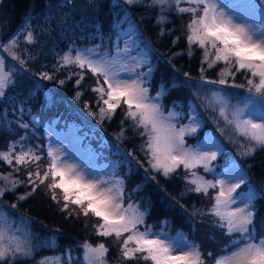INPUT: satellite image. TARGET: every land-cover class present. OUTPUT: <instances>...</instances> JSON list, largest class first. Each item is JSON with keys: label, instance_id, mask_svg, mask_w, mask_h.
<instances>
[{"label": "snow or ice", "instance_id": "obj_1", "mask_svg": "<svg viewBox=\"0 0 264 264\" xmlns=\"http://www.w3.org/2000/svg\"><path fill=\"white\" fill-rule=\"evenodd\" d=\"M128 6L141 5L145 8L158 10L157 24L168 22V14L175 12L188 15L190 18L185 25L184 39L187 42V54H193V48L202 50L201 79L207 84L224 85L236 89H243L247 93L243 103L232 104L231 93L216 89L210 90L211 95L205 97L203 103L206 108L216 113L217 123L221 121L230 127L237 137H241L240 147L245 157L253 156L257 150H264V107L257 116V105L264 106V0L260 6L247 4L243 7L247 14L241 13L240 5L229 0H123ZM186 5V6H182ZM259 19V23H256ZM165 34L162 29L160 35ZM25 39L28 43H35V36L29 31ZM180 37L173 41L175 44ZM18 41L12 39L10 43L0 41V48L10 54L12 60L24 67L26 61L14 50ZM99 47V46H97ZM129 49H116L114 55L100 54L96 49L72 50L66 52L57 65V70L75 66L81 71L73 73L78 76L76 85L84 80V70L96 78L91 91L97 94L96 104L100 122L110 120L117 109H122L125 121H130L128 129L143 138L141 150L145 153L148 170L163 177H169L177 170L183 169V179L186 192L209 196L211 205L202 212L193 213L194 216H208L213 227L221 230L228 238V243L214 254L205 253L201 245L190 242L182 233L172 237L163 228L154 230L146 223L148 209L143 207L142 201H134L131 194L125 193L124 179L118 173H97L82 164L75 163L67 156L63 148L46 149L48 163L41 166L39 162L44 158L40 148L17 151V143L9 144L6 151H0V162L12 168V172L0 173V199L6 192H15L21 185L30 186L31 190L18 195V200H26L34 194L41 185H46L51 199L61 204L60 211L69 216L94 217L96 223L92 225L99 237H114L119 245L120 264H264V235L256 233L254 220V193L241 196L237 189L244 183L242 175L235 174L234 180L217 178L208 180L196 169L202 168L205 173L214 171L212 162L217 159L218 152L211 150L215 146L212 142L192 146L186 137L196 133L199 121L195 115L188 117V124H180L183 119L179 113H165L161 98L168 88L159 85L155 96L150 95L147 86V73L138 72L136 68L129 70L127 65L117 69L118 61L115 56L127 53ZM178 52L174 55H183ZM136 64V61L133 60ZM223 65L219 72V79L208 80L203 76L207 69ZM206 65V67H205ZM137 67H140L137 64ZM121 71L129 73L127 78ZM243 77V83H236V76ZM188 76V73L184 74ZM14 72L7 66V58L0 55V98L6 95V90L15 84ZM43 79L52 80L54 74L41 73ZM71 79V76L68 77ZM63 85L65 80H60ZM82 92H76L79 98ZM259 98V99H257ZM85 107H88L87 102ZM36 119L35 116L32 117ZM27 128V124H20ZM126 129L121 127L118 139L125 136ZM132 156L133 153H128ZM29 164L34 170L27 171L26 180H21L14 173L21 171V166L27 170ZM238 172V170H236ZM227 175V174H226ZM152 180L156 176L151 177ZM140 185L133 189L139 192ZM59 193V195H58ZM127 201V202H126ZM13 203L11 208H16ZM74 206V207H71ZM183 207V205H181ZM167 224V221H163ZM5 213L0 215V264H18L19 261L35 257L36 247L32 244L25 230L15 227ZM55 240L47 242L53 247ZM83 249L84 264H108L109 248L104 242L95 246L85 241ZM36 264H61V257H42Z\"/></svg>", "mask_w": 264, "mask_h": 264}, {"label": "trees", "instance_id": "obj_2", "mask_svg": "<svg viewBox=\"0 0 264 264\" xmlns=\"http://www.w3.org/2000/svg\"><path fill=\"white\" fill-rule=\"evenodd\" d=\"M5 2H7L6 10L11 21L9 33L3 37L2 41L8 39L5 43H10L12 39L17 40L18 46L14 50L26 61V64L21 67L17 61L11 59L8 52L3 50L8 68L14 72L15 84L6 90L3 98H0V149L10 135L13 136L19 131L20 115L27 112H39V114L54 112L59 117H65L68 123L79 125L88 141L98 143L101 140L99 126L109 135L110 143L112 137L114 139L116 137L125 150L123 151L112 142L111 159L115 157L119 162L120 175L125 182V193L131 194L134 201H142L143 207L148 209L147 224L161 223L166 220L167 223L169 222L167 225L170 229L177 232L180 229H186L183 233H189L187 231L189 228L185 226L189 225V222L181 217L183 211L178 209L189 196H185V193L181 191L182 188L174 191V186L170 184L172 180L169 178L148 170L147 160L141 161L142 157H145V153L141 150L142 144L139 142L142 137L128 129L130 121H125L124 125H121L124 113L120 114L116 111L110 120L105 119L100 122L98 115L89 114L90 111L94 114L98 113L99 108L91 89H82L80 85H76L78 76L72 74L77 71H74L71 66L57 70L60 58L68 46L96 39V37L111 38L120 32L121 28L127 27L128 23H136L139 27L138 31L146 36L151 42L150 46L155 49L150 56V67L154 68L152 76L157 77L158 82L165 84L168 88L167 94L162 97L163 103L185 112L193 100L191 90L185 83H179L180 79L174 71L196 76L197 71L200 70L198 68H201L202 50L196 49L191 55V60H188L184 25L180 22V15L174 11L170 12L168 22L160 25L157 24L158 10L141 5L128 6L119 0H3L0 8ZM162 29L165 32L163 36L160 35ZM29 31L35 36V43H28L25 39ZM177 37L180 39L173 44ZM178 52H184V54L174 55ZM155 54L163 57L164 61L158 62L154 67L157 62ZM45 72L49 75L54 74L55 78L43 79L41 73ZM69 76L71 79H68ZM238 76L237 74L236 83ZM60 80H65V83L61 85ZM77 91L82 92L79 98H76ZM86 102L88 107H85ZM42 127L43 132L46 127ZM121 127H124L126 132L123 138L118 139ZM227 137L228 140L233 138L230 135ZM242 139L240 137L235 141V147L240 156L243 155V149L240 147ZM257 151H259L257 156H243L251 166L254 177L264 172V168L258 171L264 163V150ZM130 152L133 153L132 156L128 155ZM256 158L258 161V158H261L262 162H257ZM105 161H107L105 156H102L99 164ZM9 172L12 171L3 170L0 162V173ZM14 175L21 180H26L19 172ZM153 175L156 176L155 180L151 179ZM157 181H160L161 185L155 184ZM2 183L0 181V184ZM137 185L141 186L139 192H133ZM179 186L182 185L179 184L178 188ZM159 188H162V191ZM30 190V186L21 185L15 192H6L2 200L10 206L13 203L17 205L16 208H11L12 212L9 211L15 219L17 214L14 210H18L27 213L35 221L36 224L31 228V235L38 251L51 252L65 246H72L74 241L80 242L82 236L79 238V234L76 233L78 224L70 221L66 214L59 211L58 205L39 189L26 200L17 199L18 195ZM41 224L44 227H41ZM53 239L55 245L48 247L47 242ZM37 255L39 254H35L40 258ZM33 260L35 261V258ZM18 264L22 262L19 261Z\"/></svg>", "mask_w": 264, "mask_h": 264}, {"label": "rangeland", "instance_id": "obj_3", "mask_svg": "<svg viewBox=\"0 0 264 264\" xmlns=\"http://www.w3.org/2000/svg\"><path fill=\"white\" fill-rule=\"evenodd\" d=\"M119 1L124 4L123 0ZM229 2L240 5L241 7L238 9V11L245 14H247V10L243 7L244 5L251 3L260 6V0H229ZM6 6L7 2H5L0 8V41H2L3 37L9 33V24L11 20L9 17L8 10H6ZM189 18L190 17L188 15H180V22L184 25L183 32H185V25ZM259 22V19H256V23ZM138 29L139 27L136 26V23H128L127 27L121 28V31L111 38L96 37V39H90L89 41L75 43L73 46H68L65 49L64 54L69 50H72V54L75 55L77 50L96 49V58H98L100 54H103L105 56L114 55L117 48L124 49L125 45H127V48L129 49L127 53L115 56V59L118 61V63L116 64L117 69L122 70L123 67L127 65L129 70H131L132 68H136V71L138 72L147 73L149 71V68H151V74L147 77V79L149 80L147 86L150 89V95L155 96L156 92L159 90V85L161 84L160 82H158L157 77L152 76L154 68L150 67V56L152 51H155V49L154 47L150 46L151 42H149L146 36H144L142 32L138 31ZM196 49L198 48L194 47L193 52ZM0 55L4 56L2 48H0ZM187 56L189 57L188 60H191V56H189L188 54ZM156 57L157 62L154 67L157 65L158 62L164 61L163 57H160L158 55H156ZM133 60L136 61V64L133 63ZM137 64H139L140 67H137ZM71 67H73L74 71H77V73L81 71L75 66ZM222 67L223 65L221 64L217 65L212 69H208L203 73V76L206 77L208 80H217L220 78L218 74ZM197 72L198 73L196 74V76L193 77L189 73L188 76H185V73L174 71V74L180 79L179 83H185L187 87L190 88L193 100L187 108V111L181 112L179 110H176L175 108L166 106L161 98V103L163 104L165 113H179L180 117H183V119L179 120L180 124H188L190 122L188 117L192 115H195L197 117L199 121V127L194 135L186 137L187 143L195 147L197 145L210 141L215 146L210 147V149L204 150L217 151L218 155L217 159L212 162V167L214 168L213 172L205 173L202 168H198L196 169V171L204 175L205 178L208 180H215L217 178H231L232 182H235L234 175H242L244 178V183L239 189H237V192L241 196H247L254 193V225L256 233L264 235V172H260L257 177L253 176L254 174L248 161L245 160V158L243 157L244 155H239V151L235 147V141H237V138L240 139V137H237L233 130L230 127L225 126L222 121L218 124L217 119H214L216 113H214L211 108H206L203 103L204 98L211 95L210 90L220 89L231 93L232 96L230 97V102L232 104H237L238 102L242 104L244 96H246L247 93L243 89H236L224 85L204 83L201 79V71L198 70ZM121 75L124 78H127L129 73L121 71ZM238 75L239 76L237 83H243V77L240 74ZM84 77L85 78L80 86L82 87V89H92V87L95 86L96 78L93 77L92 74L87 71V69L84 70ZM94 95L96 103L97 94L94 93ZM261 107L264 106L257 105V116L254 118H259V111ZM117 112L120 114L123 113L122 109H117ZM33 116L36 117L35 120L32 119ZM20 117L21 124H27L28 127L26 129L20 127L17 133H15L13 136L10 135L5 141L3 147L0 149L1 151H6L9 144L21 141V137H23V141L21 143H17L16 145L17 151L21 150L22 144L25 150H27L28 148L35 149L38 147L41 149V154L43 156L45 154L46 156V149L49 144H51L53 147L63 148L66 151L67 156L72 158L75 163L82 164L83 166L93 170L94 172L102 174L118 173L120 175V166L118 164L119 162L117 158L114 157L111 159V156L113 154L110 150L111 143L113 142L118 145L121 149H123V151L125 150L118 143L116 137L115 139L112 137L110 143V139L108 138L109 135H107L106 132L104 133V131L100 129L101 127L98 126V132L100 131L99 134L101 135V140L98 143L96 141L93 142L92 140L88 141L86 138L87 136L84 135V131L79 125L77 126L71 122L68 123L69 121L65 117H59L55 115L54 112H42L40 114L39 112H27L20 115ZM42 126L46 127L43 132L41 131V129H43ZM200 131H203L204 133H200ZM227 135H230L233 138L228 140ZM139 142H141L142 144L143 138H141V140L139 139ZM258 152L259 151H256L253 157L257 156ZM101 155L105 156L107 161L99 164V160L102 157ZM143 159L146 160L145 157H142L141 161ZM258 159L260 162H262L261 158ZM259 161L257 160V162ZM47 163L48 160L46 159V157L43 158L39 162L41 169H43V166ZM263 165L259 167L258 171L264 168ZM1 167L3 168V170L9 169L12 171V168L6 163L1 162ZM34 167V165L29 164L27 170H25V168L21 166V171L19 173L22 178H26L27 171L34 170ZM236 170H238V172ZM184 175V170L179 169L176 173L172 174L169 177H166L172 180V182L170 181V184L174 186V191L182 188L181 191L185 193V196H189L186 197L183 207L179 206L178 208L181 209V212L183 211L181 217L186 218V220H188L189 222V225H185L187 226V228H189V230H187L189 231V233H183V231L186 229H180L178 232L186 236L190 242L198 243L199 245H201V250L205 253H207L208 251H213L215 254L218 252V250L222 249L225 244L228 243V238L222 235L220 229L215 228L211 225L210 218L208 216L193 215V213L195 212L205 211L211 205L212 201L210 197L212 195L213 190H210L209 196L207 197H205L203 194L186 192V183L183 179ZM155 184L161 185V182L157 181ZM179 184H181L182 186H179L178 188ZM38 189L46 197H48V199H51V193L48 192L46 185H41ZM159 190L162 191V188H159ZM58 207L60 211L62 203L59 204ZM9 211H13V209H11V206L5 203L2 199H0V215L6 213L12 221H15V227H19L21 230L26 229L27 231H25V235L30 234L29 238L31 239L32 244L37 249V246L33 241V235H31V228L34 224H36L35 221H33V219H31L27 213L18 210H14V213L17 214V219H15L14 216L9 213ZM62 213H64V215L66 214L67 218L70 221L72 220L73 222L78 224L76 233L79 234V238L82 236V240L80 242L74 241L72 246H65L62 249L59 248L57 250H52L51 252H48L47 250H41L39 252L37 249V253L35 252V254H39L37 256H40V258L35 256V261L33 260V258L22 260V264H36V262L42 257H61V264H84L83 249L81 245L85 241H88L94 246L98 242H104L105 245L109 248V252L107 254L108 264H120L118 243L115 241L114 237L104 238L99 237L95 234V230L92 227V225L96 223L94 217L90 216L88 218H85L83 216L78 217L76 215L69 216L67 212ZM167 224L169 225V222ZM167 224L158 222L151 223V226L154 230H159L163 228V230L168 232L169 235L172 237L177 236L178 232L174 231L173 229H170V226H168ZM41 227H44L43 224H41ZM51 232L53 233V230H51ZM129 264H137V262L133 261L129 262ZM140 264H143V262H140Z\"/></svg>", "mask_w": 264, "mask_h": 264}, {"label": "water", "instance_id": "obj_4", "mask_svg": "<svg viewBox=\"0 0 264 264\" xmlns=\"http://www.w3.org/2000/svg\"><path fill=\"white\" fill-rule=\"evenodd\" d=\"M2 1H3V0H0V6H1V4H2ZM6 41H8V39H7V40H5V41H3V42H6Z\"/></svg>", "mask_w": 264, "mask_h": 264}]
</instances>
